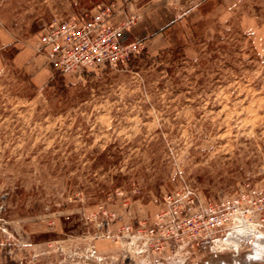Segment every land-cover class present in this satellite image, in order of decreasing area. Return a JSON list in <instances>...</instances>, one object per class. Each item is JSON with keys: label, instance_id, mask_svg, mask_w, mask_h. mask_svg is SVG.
Wrapping results in <instances>:
<instances>
[{"label": "rangeland", "instance_id": "374dc122", "mask_svg": "<svg viewBox=\"0 0 264 264\" xmlns=\"http://www.w3.org/2000/svg\"><path fill=\"white\" fill-rule=\"evenodd\" d=\"M151 2L0 0V254L263 264L247 258L250 246L235 262L226 234L189 219L247 186L264 191V0L205 1L170 27L165 48L131 42L115 65L51 69L52 83L37 86L12 63L56 22L108 10L111 26ZM250 222L246 241L264 234Z\"/></svg>", "mask_w": 264, "mask_h": 264}, {"label": "built area", "instance_id": "2783aa9c", "mask_svg": "<svg viewBox=\"0 0 264 264\" xmlns=\"http://www.w3.org/2000/svg\"><path fill=\"white\" fill-rule=\"evenodd\" d=\"M108 10L89 20H67L52 24L40 36L36 52L43 55L50 68L62 75L99 66H112L129 57L133 44L124 39L127 24L108 25ZM264 222V191L246 188V193L222 198L216 205L189 221L209 225L212 236H227L252 226L251 218ZM178 228V226H177Z\"/></svg>", "mask_w": 264, "mask_h": 264}, {"label": "crops", "instance_id": "0c3cea01", "mask_svg": "<svg viewBox=\"0 0 264 264\" xmlns=\"http://www.w3.org/2000/svg\"><path fill=\"white\" fill-rule=\"evenodd\" d=\"M205 1L208 0H152L150 5L143 6L133 14L130 10L125 16L118 14L117 18L112 19V25L131 18L133 22L125 32V41L140 42L147 52L154 53L169 45L170 27L185 20L192 21ZM34 46L18 49L12 63L30 76L35 85L40 86L49 80L52 70L46 64V58L38 54ZM18 251L8 250L5 256L0 254V264H20Z\"/></svg>", "mask_w": 264, "mask_h": 264}, {"label": "bare ground", "instance_id": "6f19581e", "mask_svg": "<svg viewBox=\"0 0 264 264\" xmlns=\"http://www.w3.org/2000/svg\"><path fill=\"white\" fill-rule=\"evenodd\" d=\"M252 229V228H251ZM254 233V232H253ZM252 234V233H251ZM248 230H241L238 233H233L228 235V237L223 241L225 244V250H229L234 253V261L236 262V257L240 253L241 248L247 246L251 247L249 254L257 262L264 264V234L252 236L251 240L246 241L248 238Z\"/></svg>", "mask_w": 264, "mask_h": 264}, {"label": "trees", "instance_id": "16d2710c", "mask_svg": "<svg viewBox=\"0 0 264 264\" xmlns=\"http://www.w3.org/2000/svg\"><path fill=\"white\" fill-rule=\"evenodd\" d=\"M18 52V50L15 52V54ZM14 57V56H13ZM13 59V58H12ZM48 82L49 83H52V79L50 78L49 80H48Z\"/></svg>", "mask_w": 264, "mask_h": 264}, {"label": "water", "instance_id": "95a60500", "mask_svg": "<svg viewBox=\"0 0 264 264\" xmlns=\"http://www.w3.org/2000/svg\"><path fill=\"white\" fill-rule=\"evenodd\" d=\"M249 260H253L252 258H250V255L247 257ZM256 258H254V261H255Z\"/></svg>", "mask_w": 264, "mask_h": 264}]
</instances>
